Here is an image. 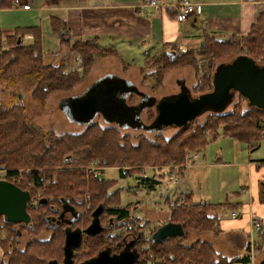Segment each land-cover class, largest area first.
<instances>
[{"label":"trees","instance_id":"trees-1","mask_svg":"<svg viewBox=\"0 0 264 264\" xmlns=\"http://www.w3.org/2000/svg\"><path fill=\"white\" fill-rule=\"evenodd\" d=\"M256 17L250 30H248L249 32L240 38L236 37L234 33L216 37L211 33L202 32L204 41L200 45L198 54L201 59L208 60L209 70L206 71L205 75L208 83L213 81L214 70L216 71L220 64L227 63L231 58L235 59L240 55H248L256 62H264V10ZM51 26L59 36L62 46L70 45V49L73 50L75 46L80 44L78 52L86 61L93 57L91 49L102 53L110 51L117 53L112 48L102 46L98 37L75 40L72 43L70 36L64 31V25L57 18L53 19ZM26 33L34 35L32 42H23L21 38ZM41 38L42 30L39 26L16 29L13 37L8 39L9 48L2 53L0 81L7 83L8 87H16L24 83L31 90L35 102L44 104L52 93L72 89L79 82L80 75L76 70L67 69L64 62L56 65L47 64L44 61L45 52H43ZM186 50L182 54L184 56L177 59L178 63L194 68L197 66L195 52L193 56V50ZM243 50L246 52H242ZM171 53L172 51H168L164 47L161 57L169 54L171 60ZM149 57L146 58V63ZM239 95L243 102L247 101L241 94ZM11 98L9 101L0 102V167L7 170L5 172L9 179L20 180L18 170L24 169V171L29 170L25 173H28L32 183L37 184V187L43 186L41 180L47 177L51 178L50 183H47V188L61 191L65 188L76 191L84 188L94 193L96 189L104 188L96 177L94 180L92 179L93 176L87 178L84 171L76 169H71L73 176H67L65 173H69L68 170L57 169V167L65 165L78 167L86 165L94 159L103 165L133 166L136 163L146 162L157 154L155 152L151 154L144 148L143 151L134 147L129 135H119L113 129L97 127L91 123L82 134H56L52 129L49 130V128L30 120L27 116L26 107ZM247 105L246 109L237 103L235 109L230 113L223 114L224 111H214L209 114H213L218 123L223 125L225 137L256 144L264 140V110L251 107L248 103ZM209 129L211 127L194 125V122L181 126V134L177 138L178 143L174 146L172 142L168 143V148L172 146L174 148L168 150L165 145H158L156 151L162 148L160 153L164 157H170L175 163H179L183 167L187 161L186 151L196 153L206 147L209 142L206 138ZM187 133L189 135L182 137ZM140 151L142 152L140 153ZM54 172H57V175L53 178ZM125 174L127 173L123 171L121 175L125 176ZM140 180L148 189H154L160 182L155 176L144 178L141 176ZM106 183L110 182L106 181ZM103 184L105 185V183ZM179 194L186 197V202L182 201L176 204L177 207L172 209L171 219L183 225L185 234L178 236V248L172 243L166 244L168 248L178 252V264H250L249 255L228 258L223 256L207 239L199 237L190 242L189 234L186 231V229H194L199 233L220 234L219 222L221 218L218 215L222 211L225 213V210L234 211L236 205L228 203V201L211 204L209 201H205L197 204L193 201L190 193L181 191ZM34 195L36 196V193ZM105 198L107 197L102 196L103 202H105ZM260 199L261 202H264V188L260 192ZM182 204L186 205L187 208ZM207 210L213 211L212 214L207 213ZM119 215L121 216V213ZM260 228V232H262V226ZM263 247L264 241L256 245L258 250H262Z\"/></svg>","mask_w":264,"mask_h":264},{"label":"rangeland","instance_id":"rangeland-1","mask_svg":"<svg viewBox=\"0 0 264 264\" xmlns=\"http://www.w3.org/2000/svg\"><path fill=\"white\" fill-rule=\"evenodd\" d=\"M261 8L264 10V6H261ZM148 11L149 10H146L145 16L149 13ZM187 27L189 29L190 25L188 24ZM44 29V61L51 63L52 65L64 62L67 69L78 71V74L80 75L79 82L76 83V85L70 90L56 91L52 93L49 98H47L46 102L41 104L37 101L35 102L31 90L27 88L24 83H21L16 87H8L7 83L0 81V102L9 101L12 97L11 99H13V101L21 103L26 107L27 116L30 120L40 126L49 128V130L52 129L59 135L64 133L82 134L86 131L89 125L94 124L97 127L113 129L118 132L119 135H129V139L131 143L134 144V147H138L142 150L144 148V150L149 151L151 154H153V152L157 153L150 160L143 163H136L133 166L112 164L103 165L100 161L94 159L86 165L78 167L75 165H65L59 166L57 169L64 168V170H68L69 173H65L67 176H73L71 169L81 170L86 173L87 178L93 176V180L95 179L94 177L96 174L100 176L103 175L104 177H113L118 181L117 186H114V189L117 190L111 193V196L107 193L108 197L106 198V202L115 203L118 204V206L128 204V207H138L135 211L136 215L152 221L161 222L165 220H173L171 219L172 209L177 207L176 204L185 201L186 198L184 195H180L179 193L181 190H186L184 180L187 175H178V169L182 168L181 165H179V163H175V161L170 157H164V155L160 153L163 150L162 148H159L158 151H156V149L158 145H165V148H168V143L172 142L173 146L178 143L177 138L178 136L180 137L181 130L180 127L174 126L161 130V127L154 125L152 122L155 114L149 113V111L143 112V110L150 98L151 100L155 99L158 101L162 99H171L183 91L191 93L192 96L196 97L203 94L204 91L209 92L213 90V81L208 83L205 77L207 73L206 71L209 70L208 60L201 59L198 54L201 48L200 45H202L204 41L203 35L199 34L198 38L200 39L196 45L182 47H178L179 45H177L167 48L168 51L175 52L176 55L172 58L173 60H170L169 54L161 57L162 49L157 51H155V49L153 51L151 50L150 55H146L145 50L147 48H142V42H138V40L130 41L122 38L120 39L121 42L118 48L120 53L119 56L115 52L110 51L102 53L101 51L98 52V50L91 49L93 57L88 58L86 61L82 58V54L78 52V49H80L81 46L80 44L75 46L73 50L70 49V45H64L60 51H58L60 48L58 38L51 33L49 26H44ZM234 35L239 38L242 36L237 33H234ZM214 36L221 37L217 35ZM74 41L71 42L73 43ZM186 49L193 50V56L195 52L197 57V66L194 68L178 63L177 59L184 56L182 54L187 51ZM53 51H57L54 53L55 56ZM242 52L245 53L246 50H243ZM147 56L150 57L146 63ZM187 57L190 58V56ZM231 60L233 59L231 58ZM231 60H228V62ZM257 63L264 65L263 61H257ZM213 75L214 73L212 74V80ZM99 80H105L110 83L119 82L121 80L128 82L129 89H126L124 93L127 97L130 92H133L131 87L142 89L145 90V92L150 93V95L145 94L146 99H144V102L141 103L142 107L138 109V113H136L137 115L133 119L125 118V120L122 121V124L126 122L128 124H134L135 128H117L115 124L105 123L103 118H107V116L103 112L101 116L94 117L91 124L83 122L78 123L79 119L75 117L76 115L74 112L70 111L69 107H65L64 110L59 108L58 103L62 97L74 95L80 99L83 94L87 96L88 92H92L91 89L93 88V85ZM211 87L212 89H210ZM12 93L13 95H11ZM239 96V93L233 96L234 98L232 102L223 110V114L232 112L237 103H239V106L247 109V101L243 102L242 98ZM137 99L138 97L133 95V98L130 101L134 102ZM226 105L227 104H223L219 109L224 108ZM65 112L72 113L71 117L73 118V121L66 117L67 114ZM210 112L212 113L214 111H205V113L193 121L194 125H203L207 128L211 127L206 134L207 142H209L206 144L204 150H200V157L197 159L196 163L202 162L201 164L209 165L217 162L219 160L218 158L221 157L223 158L221 159L223 162H230L232 164H240L241 162L247 160L249 156L256 161L264 159V141L261 142V146L259 148L252 150L250 149L249 143L225 137L223 125H220L218 120H216L217 118H215L213 114H209ZM186 135H189V133L184 134L182 137ZM173 146L168 148V150L174 148ZM141 152L142 151H140V153ZM186 154L187 159L192 152H189L188 150L186 151ZM237 166L238 167L233 166L231 168L223 167L222 165L211 167L206 170V177L209 180L211 195L213 196L211 202L224 203L225 201H228V198L229 200H232V197L236 194L235 192L240 190L242 180L241 175H243V170L239 167V165ZM5 171L7 170L0 167V179L6 177ZM123 171L127 172L125 176L121 175L124 179H122L119 175V172L122 174ZM203 171L204 169L202 172ZM18 172L20 180L15 181L25 188L33 189L36 194L40 190L44 191V188H46L45 185L51 181V178L44 177L41 180L42 184L44 183L43 186L37 187V184L32 183L28 173H25L29 172V170L24 171V169H20ZM56 175L57 172H54L53 178L56 177ZM141 176L143 178L147 176H155L160 180V182L154 189H148L143 181L140 180ZM109 182L110 184L115 183L114 180H110ZM195 185L199 188V185L196 182ZM80 190L86 195H92L91 191L88 189L81 188ZM182 205L187 208L186 205ZM212 212L213 211L207 210V213L212 214ZM221 213L223 217H228L227 215H229V211L226 210L225 213L224 211ZM186 231L189 234L190 242L199 237L201 239H205L206 233H199L194 229H186ZM5 232L6 230L2 225V228L0 227V253L4 251H13L10 247V243L4 242L2 238L5 237ZM257 234L258 232L256 231L254 235L257 236ZM27 240L28 238H24L16 247L19 250L26 249L25 245ZM33 245H40V250H42V253L44 254L48 252V249L46 248L49 244H34V242H31L30 246ZM263 250L264 247L261 251ZM256 252L253 254L254 257L252 256V264H258L257 260H262L264 257V255L260 257L261 255H258ZM22 257L25 258L26 256L23 255Z\"/></svg>","mask_w":264,"mask_h":264},{"label":"crops","instance_id":"crops-1","mask_svg":"<svg viewBox=\"0 0 264 264\" xmlns=\"http://www.w3.org/2000/svg\"><path fill=\"white\" fill-rule=\"evenodd\" d=\"M22 1L28 7L15 5L13 0H0V62L3 51L9 48L8 39L13 37L19 27L39 26L42 30L43 48L44 26H49L51 33L59 40L58 51H60L63 47L61 40L51 26L55 18L64 25V31L70 36L71 41L98 37L102 46L116 50L119 56L120 39L138 40L142 42V48H147L145 54L150 55L151 50L154 49L157 51L164 47L196 45L200 39L199 34L203 35L204 32L217 36L230 33L246 35L256 16L262 11L261 6H264V0H192L197 3L195 17L190 22H178L174 18L173 11L144 7L142 0ZM146 10H149L147 16H145ZM27 34L31 33L25 35ZM24 36L21 38L24 43L32 42L24 39ZM56 52L53 51V54ZM261 142L250 144V149L256 150L261 146ZM198 153L200 157V152ZM218 159L217 162L209 165L196 163L197 159H195L193 163L178 169V175H187L184 180L186 187L184 191L191 194L195 203L209 201L211 204L213 196L206 170L222 165L231 168L239 165L242 168L241 188L235 192L232 200L228 198V203L236 205L234 211L239 212L238 217L232 218L231 212L228 217H223L220 213L218 215L221 218L220 234L209 232L206 233L205 239L213 243L223 256L232 258L247 254L252 264L253 254L256 251L261 255L260 257L264 255V250L256 249L257 243L264 241V202L260 199V192L264 188V159L256 161L249 156L240 164L223 162L222 157ZM253 218L262 223V232L252 228ZM256 231L257 236L254 235ZM260 261L261 259L257 260V263L259 264Z\"/></svg>","mask_w":264,"mask_h":264},{"label":"flooded vegetation","instance_id":"flooded-vegetation-1","mask_svg":"<svg viewBox=\"0 0 264 264\" xmlns=\"http://www.w3.org/2000/svg\"><path fill=\"white\" fill-rule=\"evenodd\" d=\"M107 87H110L112 98L101 93L104 99L97 104L98 107H94L93 116H101L103 112L108 116L103 118L105 123L115 124L117 128H135L134 124H122V121L125 118L133 119L146 99L145 94L150 93L131 87L133 92L127 97L124 93L129 89V84L124 80L104 88ZM133 95L138 97L134 102L130 101ZM148 101L143 112L149 111L156 117L158 100L152 102L150 98ZM66 117L69 119L68 115ZM119 175L124 179L120 172ZM95 177L104 188L96 189L92 195H86L80 189L76 191L65 188L61 191L47 188L46 184L44 191L40 190L35 196L33 189L23 187L6 175L4 180L13 182L30 193L26 210L30 221L13 223L0 214V227L3 225L6 230V235L2 238L4 242L10 243L13 250L0 253V264H178V252L166 245L172 243L178 248V234H172L160 241L155 239L157 231L167 223L178 225V221H152L137 216L135 211L138 207H128V204L118 206L106 202V198L103 202L102 196L108 197L107 193L117 190L114 186H117L118 181L98 174ZM110 180L115 183H106ZM98 207L101 211L96 215ZM24 238H28L26 249L19 250L16 246ZM31 242L49 244L46 248L48 252L42 253L40 245L30 246ZM23 255L26 257L23 258Z\"/></svg>","mask_w":264,"mask_h":264},{"label":"water","instance_id":"water-1","mask_svg":"<svg viewBox=\"0 0 264 264\" xmlns=\"http://www.w3.org/2000/svg\"><path fill=\"white\" fill-rule=\"evenodd\" d=\"M171 55L174 58L175 52H172ZM214 72L212 91L196 97L183 91L171 99L158 101L156 104L157 115L152 121L153 124L161 127V130L171 126L183 127L195 121L205 111H223L237 93L241 94L251 107L264 110V65L258 64L248 55H240L230 62L220 64ZM106 85H111V83L99 80L93 85L92 92H88L87 96L83 94L80 99L77 96L61 98L58 103L59 107L62 110L69 107L70 111L74 112L75 117L79 119L78 123H88L94 117V107H98L97 104L104 99V96L100 94L105 93L107 94L106 97L109 95L112 98L110 87L104 88ZM223 104L227 105L219 109ZM65 113L73 121L72 113ZM29 196L28 191L22 190L13 182L0 179V214L4 215L7 221L13 223L30 221V215L26 211ZM100 207L95 212L96 215L101 211ZM183 230V225L180 223L178 225L167 223L157 231L155 239L160 241L165 237L172 236V234L181 236L185 234ZM259 264H264V257Z\"/></svg>","mask_w":264,"mask_h":264},{"label":"built area","instance_id":"built-area-1","mask_svg":"<svg viewBox=\"0 0 264 264\" xmlns=\"http://www.w3.org/2000/svg\"><path fill=\"white\" fill-rule=\"evenodd\" d=\"M15 5L28 7L27 5L23 4L22 0H13ZM192 0H142V6L156 8V9H164L170 10L174 12V18L178 22H190L195 17L196 14V6ZM34 36L32 34H27L24 36V39L33 40ZM25 42V41H24ZM199 158V153H192L188 156L186 164H191L195 161V159ZM185 164V165H186ZM239 212L232 211L231 217L237 218ZM252 228L259 231L262 226V223L257 219L253 218L251 221Z\"/></svg>","mask_w":264,"mask_h":264}]
</instances>
